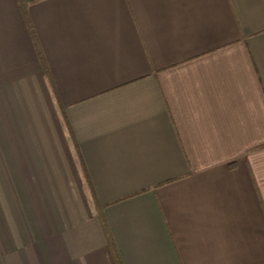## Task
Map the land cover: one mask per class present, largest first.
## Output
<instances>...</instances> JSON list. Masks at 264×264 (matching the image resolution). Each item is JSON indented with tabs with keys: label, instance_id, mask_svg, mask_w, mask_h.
Returning a JSON list of instances; mask_svg holds the SVG:
<instances>
[{
	"label": "crops",
	"instance_id": "crops-1",
	"mask_svg": "<svg viewBox=\"0 0 264 264\" xmlns=\"http://www.w3.org/2000/svg\"><path fill=\"white\" fill-rule=\"evenodd\" d=\"M24 1L60 104L0 0V264H264V0Z\"/></svg>",
	"mask_w": 264,
	"mask_h": 264
},
{
	"label": "trees",
	"instance_id": "trees-1",
	"mask_svg": "<svg viewBox=\"0 0 264 264\" xmlns=\"http://www.w3.org/2000/svg\"><path fill=\"white\" fill-rule=\"evenodd\" d=\"M19 6H20V8L22 9V11H23V13H24L23 15H24V18H25V20H26V22H27V26H28V28H29V33H30V36H31V38H32V40H33V44H34V46H35V50H36V52H37L38 59H39V62H40V64H41V67L43 68V70H44V72H45V74H46V78H47V80H48V82H49V84H50V86H51V89L53 90V92H54L55 95L57 96V92H56V89H55V86H54V83H53L52 77H51V75H50L49 68H48L47 63H46V60H45V58H44V56H43L42 50H41V48L38 46V40H37L36 34H35V32H34L32 26H31V24H30V20H29V17H28L27 11H26V9H27V4H26V2H25L24 0H19ZM56 99H57L58 103L60 104V99L58 98V96L56 97ZM91 195H92V197H93V200H94V202H95V205H97L96 195H95L94 193H92ZM98 212H99V214H100L101 223H102L103 227H104L105 230H106V228H107V224H106V222H105V220H104V218H103V215L101 214L100 210H98ZM108 240H109V245H110L111 247H113V241H112V239H111L110 237H108ZM116 259H117V261H116L117 264H122L120 258H116Z\"/></svg>",
	"mask_w": 264,
	"mask_h": 264
},
{
	"label": "rangeland",
	"instance_id": "rangeland-1",
	"mask_svg": "<svg viewBox=\"0 0 264 264\" xmlns=\"http://www.w3.org/2000/svg\"><path fill=\"white\" fill-rule=\"evenodd\" d=\"M17 201H19V200H18L17 195L15 193H9V192H6L5 190H3V203L5 206V209L7 210L9 215L11 214L13 217H16V215L18 213L17 212V203H18ZM3 217H5V215H3ZM2 221H3V227L1 226ZM4 226H6V225H5L4 220H2L1 213H0V234L2 236H4V234H6V229L4 228ZM3 232H4V234H3ZM5 244H6L7 250L10 251L11 246L8 243H5Z\"/></svg>",
	"mask_w": 264,
	"mask_h": 264
}]
</instances>
